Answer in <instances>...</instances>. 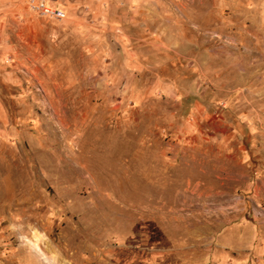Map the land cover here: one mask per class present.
<instances>
[{
  "label": "rangeland",
  "instance_id": "1",
  "mask_svg": "<svg viewBox=\"0 0 264 264\" xmlns=\"http://www.w3.org/2000/svg\"><path fill=\"white\" fill-rule=\"evenodd\" d=\"M0 0V264H264V0Z\"/></svg>",
  "mask_w": 264,
  "mask_h": 264
},
{
  "label": "built area",
  "instance_id": "2",
  "mask_svg": "<svg viewBox=\"0 0 264 264\" xmlns=\"http://www.w3.org/2000/svg\"><path fill=\"white\" fill-rule=\"evenodd\" d=\"M28 6L34 13H39L47 17L64 19L66 14L59 8L50 5V0H28Z\"/></svg>",
  "mask_w": 264,
  "mask_h": 264
}]
</instances>
